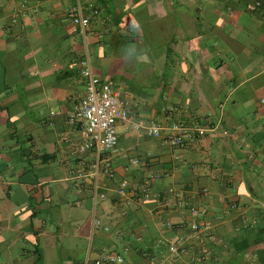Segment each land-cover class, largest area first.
Here are the masks:
<instances>
[{"label": "crops", "instance_id": "obj_1", "mask_svg": "<svg viewBox=\"0 0 264 264\" xmlns=\"http://www.w3.org/2000/svg\"><path fill=\"white\" fill-rule=\"evenodd\" d=\"M18 1L0 0V264H94L103 250L123 264H264V0H28L12 23ZM78 1L85 32L67 16ZM87 56L136 122L216 130L170 148L119 123L117 155L79 152L69 116ZM108 158L112 176L88 173ZM171 188L183 202L165 209ZM192 207L220 239L203 237L206 263L198 241L178 258L160 242L189 234Z\"/></svg>", "mask_w": 264, "mask_h": 264}, {"label": "built area", "instance_id": "obj_2", "mask_svg": "<svg viewBox=\"0 0 264 264\" xmlns=\"http://www.w3.org/2000/svg\"><path fill=\"white\" fill-rule=\"evenodd\" d=\"M261 6L262 2L257 1L254 4H250L248 9L255 11ZM86 7L91 10L92 14L95 15L98 13L92 3H89ZM27 10L28 0L18 1V7L12 15V23H16ZM67 16L75 25L80 26L83 32H85L90 25V19L84 15V6L80 1L67 10ZM80 74L85 80L86 99L77 106L74 112L69 116V122L73 125H79L80 127L81 142L79 145V152H96L100 161L103 155L112 157L119 153L117 133L119 123H122L126 129L143 133L148 137L159 136L164 133V140L170 148L184 147L189 141L216 130L215 126H203L196 123L188 125L182 122H173L170 124H157L154 122L142 124L136 122L131 113L125 108L121 93L114 88V82L112 80L102 81L98 78L94 74L88 56L81 61ZM261 103L264 104V99L261 100ZM137 162L138 161H135V163ZM88 173L94 178L98 177L101 173L112 176L109 158L105 161V165L102 168L101 163H98L96 166L94 163ZM84 174L85 172L80 173V176ZM127 185V180L121 182L118 191L120 195L125 194ZM169 191L171 197H166L162 202L164 208L171 209L182 205V193L174 188H171ZM139 200L140 202L150 201V191H145L139 197ZM190 213L194 220L189 223V234L187 236L179 238L168 237L160 240V242L165 241L170 255L178 258L188 252L189 239L198 241L200 244L198 258L203 263H206L210 261V253L206 246L202 244L203 237L207 236L209 233L208 226L200 220V217L204 214V210L192 207ZM92 223L94 227L100 225L99 220L96 218H93ZM166 226L167 229L170 230L172 228V223L168 221ZM109 230V227L105 228V231ZM209 237L211 242L215 244L220 243V239L216 235L210 234ZM123 262L124 257L122 254L109 252L107 250H103L98 258L94 260V264H123Z\"/></svg>", "mask_w": 264, "mask_h": 264}]
</instances>
